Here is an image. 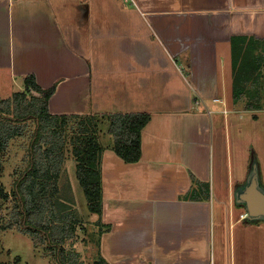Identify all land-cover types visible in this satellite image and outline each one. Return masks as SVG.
Here are the masks:
<instances>
[{
  "label": "crops",
  "instance_id": "obj_1",
  "mask_svg": "<svg viewBox=\"0 0 264 264\" xmlns=\"http://www.w3.org/2000/svg\"><path fill=\"white\" fill-rule=\"evenodd\" d=\"M236 36L264 42V0H0V81L7 71L13 85L1 98L33 75L55 88L54 115L151 113L137 163L99 138L103 207L91 215L108 264H264V221L236 201L255 147L264 180V106L233 98ZM71 179L78 202L76 167ZM197 181L208 192L189 200ZM8 232L0 264H22Z\"/></svg>",
  "mask_w": 264,
  "mask_h": 264
},
{
  "label": "trees",
  "instance_id": "obj_2",
  "mask_svg": "<svg viewBox=\"0 0 264 264\" xmlns=\"http://www.w3.org/2000/svg\"><path fill=\"white\" fill-rule=\"evenodd\" d=\"M234 74L233 98L237 102L247 97L257 108L260 85L264 77V42L246 36L232 38ZM55 88L42 89L33 75L25 78V90L3 99L0 96V152L8 149L12 140L24 135L27 125L34 124V134L28 148V166L19 174L11 192L0 186V199H12L15 208L12 217L0 223V233L15 227L29 236L35 247L47 246L58 264H81L77 254L65 244L77 231L80 219L70 207L74 198H61L59 186L65 163L69 119L74 115H54L49 100ZM90 114L74 128L73 155L77 178L89 203L91 213L102 215L103 184L101 153L103 146L99 133L107 122V132L114 138L112 148L127 163H137L142 155V130L151 120V113ZM103 125V126H102ZM198 188L187 195L189 200L201 199L208 192L206 184L196 182ZM69 187V186H68ZM70 190V187L69 189ZM97 264H108L100 256Z\"/></svg>",
  "mask_w": 264,
  "mask_h": 264
},
{
  "label": "rangeland",
  "instance_id": "obj_3",
  "mask_svg": "<svg viewBox=\"0 0 264 264\" xmlns=\"http://www.w3.org/2000/svg\"><path fill=\"white\" fill-rule=\"evenodd\" d=\"M2 78L3 80L1 79L0 81V88L2 90L3 96L7 97L11 89H13V85L10 79H8L10 77L7 71L2 72ZM260 87L262 90H260L259 93V102L261 106H264V77L261 80ZM15 90H19L17 89V86H15ZM245 98L246 99H244L243 102L244 106H248L250 102H253L249 98ZM257 98L255 99V102H258ZM95 115H98L95 117V119L101 121L100 114ZM74 116L75 117L69 119L67 146L64 152V171L61 173L59 186L63 190L60 195L61 198H74V204L70 207H73V209L77 212V215L81 222L77 225V231L75 235L70 240H67L65 246L70 252L78 255L79 262L81 264H97L100 257L99 236L101 233L100 231L102 229L101 225L103 227L104 225L103 223H101V221H99L97 216L91 215V212L89 210V203L85 197V193L83 191L82 186H79L81 189L80 196L82 198L80 199V197L78 196L80 200L77 202V200L75 199L73 187L70 185V181L73 179H71V174L74 170V167H76V161L74 160L75 157L72 152L74 146L73 138L75 137L74 131L76 130L74 126H76L81 119H84L88 115L74 114ZM25 125H27V127L24 135L12 140L9 144L8 149L3 152H0V186L6 192L12 191L14 184L19 177V174L23 172L28 166V148L31 137L34 134V124L32 122H29L25 123ZM103 125V127L101 128L102 132L99 133V138L107 134V122L104 121ZM262 129H264V125L262 126ZM249 149L250 148H248L247 150ZM255 149L256 150L251 149L252 157L249 162L250 166L249 168H247V170H250L255 164L260 161V157L258 155L257 158H259V160L256 159V154H259V152L256 147ZM247 157H250V153H248ZM224 177L226 181H228L227 174H225ZM262 185H264V180ZM68 186L70 187V190H68ZM84 198L86 200H84ZM14 208L15 205L11 198L9 200L0 199V223H5L6 221H9L14 212ZM241 210H245L244 207ZM11 230L16 232L19 231V233H6L3 237V246L9 249H13L15 252L14 256L21 255L23 257L22 264H58L56 256L50 255L51 251L47 246H37V252H39L38 248H41L39 249L40 252L43 253V256L47 257L49 260L45 259L42 256H39V254L37 253L36 255H34V253L31 251L32 239L29 236H27V239L24 238L22 234H20L22 232L19 228L15 227ZM258 234H263V231L257 233V235ZM215 259V254L213 252L212 262L215 261Z\"/></svg>",
  "mask_w": 264,
  "mask_h": 264
},
{
  "label": "water",
  "instance_id": "obj_4",
  "mask_svg": "<svg viewBox=\"0 0 264 264\" xmlns=\"http://www.w3.org/2000/svg\"><path fill=\"white\" fill-rule=\"evenodd\" d=\"M236 201L244 207L247 220L264 221V187L257 164L251 168L246 182L236 191Z\"/></svg>",
  "mask_w": 264,
  "mask_h": 264
},
{
  "label": "built area",
  "instance_id": "obj_5",
  "mask_svg": "<svg viewBox=\"0 0 264 264\" xmlns=\"http://www.w3.org/2000/svg\"><path fill=\"white\" fill-rule=\"evenodd\" d=\"M215 102H219V100H218V99H216V100H215Z\"/></svg>",
  "mask_w": 264,
  "mask_h": 264
}]
</instances>
